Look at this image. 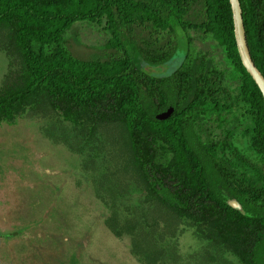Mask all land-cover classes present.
<instances>
[{"label":"trees","instance_id":"trees-1","mask_svg":"<svg viewBox=\"0 0 264 264\" xmlns=\"http://www.w3.org/2000/svg\"><path fill=\"white\" fill-rule=\"evenodd\" d=\"M241 5L264 75V0ZM78 22L101 28L112 52L76 56L66 35ZM1 25L19 67L0 87V123L43 103L73 125L121 122L150 194L205 224L229 264H264V98L241 60L229 0H0ZM192 33L213 38L230 69Z\"/></svg>","mask_w":264,"mask_h":264},{"label":"rangeland","instance_id":"rangeland-1","mask_svg":"<svg viewBox=\"0 0 264 264\" xmlns=\"http://www.w3.org/2000/svg\"><path fill=\"white\" fill-rule=\"evenodd\" d=\"M192 34L197 49L230 69L213 38ZM11 37L1 25L0 87L19 67ZM66 37L79 58L112 52L108 35L86 22ZM209 233L149 193L121 122L73 125L43 103L0 123V264L233 262Z\"/></svg>","mask_w":264,"mask_h":264},{"label":"water","instance_id":"water-1","mask_svg":"<svg viewBox=\"0 0 264 264\" xmlns=\"http://www.w3.org/2000/svg\"><path fill=\"white\" fill-rule=\"evenodd\" d=\"M231 4L233 22H234V32L236 38L237 48L243 62V65L250 73L252 78L255 80L256 84L260 88L263 98H264V75L260 69L256 66L251 51L248 45L246 28L243 18V9L241 5V0H229ZM228 205L232 208L239 210L241 213H245L242 204L235 198H229L227 200Z\"/></svg>","mask_w":264,"mask_h":264}]
</instances>
